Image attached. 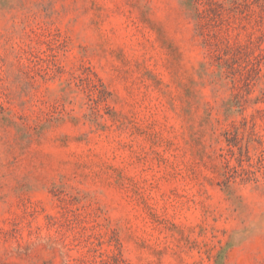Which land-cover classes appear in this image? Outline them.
<instances>
[{"label":"rangeland","instance_id":"1","mask_svg":"<svg viewBox=\"0 0 264 264\" xmlns=\"http://www.w3.org/2000/svg\"><path fill=\"white\" fill-rule=\"evenodd\" d=\"M0 264H264V0H0Z\"/></svg>","mask_w":264,"mask_h":264}]
</instances>
